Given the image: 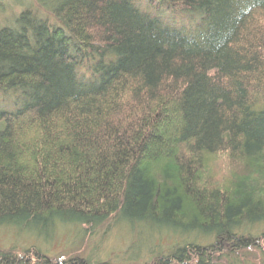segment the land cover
<instances>
[{
  "label": "trees",
  "instance_id": "16d2710c",
  "mask_svg": "<svg viewBox=\"0 0 264 264\" xmlns=\"http://www.w3.org/2000/svg\"><path fill=\"white\" fill-rule=\"evenodd\" d=\"M105 224L154 264H264V0H0V230L39 244L0 264H113L41 249Z\"/></svg>",
  "mask_w": 264,
  "mask_h": 264
},
{
  "label": "rangeland",
  "instance_id": "374dc122",
  "mask_svg": "<svg viewBox=\"0 0 264 264\" xmlns=\"http://www.w3.org/2000/svg\"><path fill=\"white\" fill-rule=\"evenodd\" d=\"M9 1L3 0L6 4H9ZM228 159V157L221 155L209 157L205 168V179L212 177L217 185L227 187L230 180V170H228V166L231 165L230 159ZM216 184L209 183V186ZM64 232H66V234L59 233L58 238L53 243L46 244L41 241L43 245L41 248L42 251L48 254L53 261L56 259L67 260L74 255L88 256L89 253L96 252L99 258L98 260L109 261L113 264L155 263L154 256H150L149 253H147L148 245L143 243L144 241H137L136 244L132 245V242L136 241V239L129 236L124 227H111L105 224L99 229V232L95 236L87 232L85 235L81 234V236L76 237L78 233L74 234V232H68L66 230H64ZM147 233L149 232H145L146 237ZM168 236L169 234H167V236L165 235L160 241L155 239L156 244H160V246H172V244L176 245L180 242L177 238L173 237L167 239ZM34 241L35 240L17 237L13 231L0 230V249L2 250L7 249L22 256L25 255V250H32L34 247L33 245H39ZM224 243L227 244L226 242ZM131 246L134 247L132 251L129 250ZM227 249H230V245L228 244L224 246V252L228 253L229 250ZM134 252L135 255H133L132 258L135 260L130 261L131 257L129 256ZM259 255H261V253L253 249L247 251V256H245V252L238 254L241 263H243L244 259H248L250 264H260ZM29 258L33 260L34 256L31 254ZM225 263H227V261L223 259L214 262V264Z\"/></svg>",
  "mask_w": 264,
  "mask_h": 264
}]
</instances>
